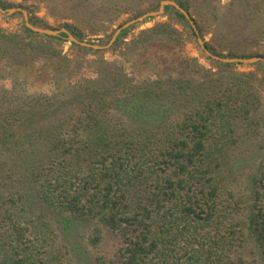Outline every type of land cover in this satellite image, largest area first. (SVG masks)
<instances>
[{"label":"trees","instance_id":"trees-1","mask_svg":"<svg viewBox=\"0 0 264 264\" xmlns=\"http://www.w3.org/2000/svg\"><path fill=\"white\" fill-rule=\"evenodd\" d=\"M129 1L64 0L66 18L136 13ZM161 1L196 31L170 6L169 22L125 41L129 27L107 50L24 21L0 28V264H264V58L232 55L261 59L238 72L241 63L200 49L203 66L184 53L178 27L224 58L203 41L187 0ZM248 2L218 26L251 36L260 24L263 35L264 0ZM62 4L49 10L62 17ZM82 24L63 28L93 46ZM108 239L111 253L98 255Z\"/></svg>","mask_w":264,"mask_h":264},{"label":"rangeland","instance_id":"rangeland-1","mask_svg":"<svg viewBox=\"0 0 264 264\" xmlns=\"http://www.w3.org/2000/svg\"><path fill=\"white\" fill-rule=\"evenodd\" d=\"M139 2L138 11L136 13H127L124 15H119L118 12L114 14H107L102 11L96 13L93 16V20H87L83 22L82 20L73 21V19H67L66 17L69 15V5L64 2V0H0V2L4 4L20 6L17 9L24 10L27 13L28 17H37L41 20L39 24L43 26V29L58 32L64 30L63 25L65 23L80 25L82 29H80L83 40L85 42L89 41L90 44L104 45L108 43V41L112 38L115 31L122 25L133 20V18L138 14H146L150 13L152 9H154L159 2L161 4V0H135ZM182 1V0H178ZM239 1H249L248 5L253 6V0H187V5L189 7V11L193 18H195L198 23L200 29L203 32V41L209 44V46L213 49L214 52L220 54L224 59L231 58L232 55H242V56H260L262 59L264 58V34L262 35V31L260 28L262 26L260 24H256L258 26V31L261 34H257L253 32V35L247 36L246 31H240L238 28L233 29L232 26L228 27H219L217 23V18L225 17L229 13L233 12L234 16L231 19H234L243 11V9H235L240 4ZM58 2H62L63 4L60 6H64L63 9L59 8V13L62 17H58L57 15H53L50 7L53 5L58 6ZM48 6H46L47 4ZM133 0L128 2L127 7L132 8ZM160 7V6H159ZM241 8H245V3L241 5ZM159 9V8H158ZM157 9V11H158ZM153 11V12H157ZM90 12H92L90 10ZM164 12V11H163ZM88 14V10H81L80 14ZM105 17H109L110 19H115V22L112 25L103 22ZM169 22V18L167 14L162 13L155 17H148L145 20L133 24L130 26V34L125 41H130L133 37H135L140 31L149 29L153 27L157 23ZM23 23V16H5L0 14V28L8 31H18ZM129 28V27H128ZM79 29V28H78ZM180 31L184 34L185 41V50L184 53L192 58H197L198 61L205 67H209V62L205 59L204 55L200 52V47L197 45L195 41L185 39L186 32L178 27ZM257 37V38H255ZM105 46V45H104ZM63 52L70 54L72 50L70 49V43H64ZM104 58L108 61H112L116 59V53L106 52L104 53ZM237 64V63H232ZM256 63H247L236 65L235 71L238 72H249L256 71L257 67L254 66ZM86 74L89 72H85ZM264 154V150H263ZM113 242L108 239L105 241V244L97 250L98 255L104 254L109 255L112 251ZM89 251L92 249L89 248ZM93 258L97 255L95 251H93ZM83 258H85V252L81 251L79 253Z\"/></svg>","mask_w":264,"mask_h":264},{"label":"water","instance_id":"water-1","mask_svg":"<svg viewBox=\"0 0 264 264\" xmlns=\"http://www.w3.org/2000/svg\"><path fill=\"white\" fill-rule=\"evenodd\" d=\"M166 6L173 7L174 9H176L177 11H179L180 13H182L185 16V18L189 21V24L192 27V29L194 31H196V28H195L194 24L191 22L188 14L184 10H182L173 1H163V2H161L160 7H159V9H158L157 12L147 13V14L142 15V16L136 18V19L131 20L130 22L126 23L125 25H122L121 27H119L115 31V33L113 34L112 38L109 40V42L105 46H96V45L90 46V45L85 44V43H79L71 34H69L65 30L58 31V32H51V31H48V30H45V29L37 28V27L33 26L29 22L27 13L24 10H20V9H7V10H2L1 7H0V14L5 15V16H11V15H13L15 13L20 12L22 14V16H23V21H24L25 26L29 30H31L32 32H34V33L42 34V35H47V36H59L61 33H65L67 35V39H68L69 42H73V43H76V44H79V45L85 46V47H92L95 50H107V49H109L115 43V41H116L117 37L119 36V34L121 33V31L127 29L128 27H130L133 24H136L138 22H141V21L145 20L148 17H155L157 15L162 14L163 11H164V8ZM197 42H198V45H199L200 49L204 52V54L207 55L208 57H210L211 59L216 60V61H221V62H224V63H241V64L251 63L252 64V63H257V62H259L261 60L260 58H252V59H248V60H245V59H220V58L215 57L211 53H209L204 48L203 42H202V40L200 38H198Z\"/></svg>","mask_w":264,"mask_h":264}]
</instances>
